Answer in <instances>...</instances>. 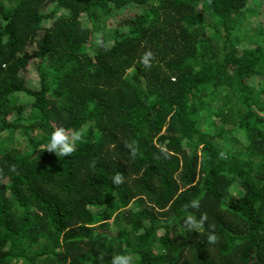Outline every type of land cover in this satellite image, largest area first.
I'll return each mask as SVG.
<instances>
[{
    "label": "trees",
    "instance_id": "1",
    "mask_svg": "<svg viewBox=\"0 0 264 264\" xmlns=\"http://www.w3.org/2000/svg\"><path fill=\"white\" fill-rule=\"evenodd\" d=\"M247 14L254 0H0V264H264V22L243 42ZM58 126L84 130L68 157L43 149Z\"/></svg>",
    "mask_w": 264,
    "mask_h": 264
},
{
    "label": "clouds",
    "instance_id": "2",
    "mask_svg": "<svg viewBox=\"0 0 264 264\" xmlns=\"http://www.w3.org/2000/svg\"><path fill=\"white\" fill-rule=\"evenodd\" d=\"M96 43L98 46H103V40L100 38V34H97ZM154 59V54L148 50L141 55L139 63L142 64L145 69H151ZM84 138V130L66 129L63 126H58L50 134L49 141L43 146V149L50 153H54L57 157H68L75 151L77 144L83 142ZM125 146L129 149L130 155L135 158L138 154V144L133 141ZM92 167H95V161H93ZM12 170H15L14 167ZM112 182L115 185L124 183L123 175L121 173L115 174L112 177ZM188 207L199 209V200L193 199L190 204L185 205V208ZM207 219L206 213L201 214L200 217L197 218L189 212L183 220V227L188 232H194L204 228ZM208 229L207 242L209 244H216L218 242V236L215 234V225H208ZM111 264H134V258L130 254H118L112 258Z\"/></svg>",
    "mask_w": 264,
    "mask_h": 264
},
{
    "label": "rangeland",
    "instance_id": "3",
    "mask_svg": "<svg viewBox=\"0 0 264 264\" xmlns=\"http://www.w3.org/2000/svg\"><path fill=\"white\" fill-rule=\"evenodd\" d=\"M254 6L256 7V13L258 14H247L245 21H244V26H242L241 29V41L243 42H249V41H253V39L249 38V34H253L257 27L258 24L261 23V25L264 22V11H262L264 9V4L262 3L261 0H254ZM34 73V72H33ZM33 73L31 74V77L33 76ZM137 76H134L133 79H136ZM30 86L34 85V80L29 81ZM28 105V104H27ZM240 136V139L242 140V136ZM22 141V140H21ZM235 190V188H233ZM237 189V187H236Z\"/></svg>",
    "mask_w": 264,
    "mask_h": 264
}]
</instances>
